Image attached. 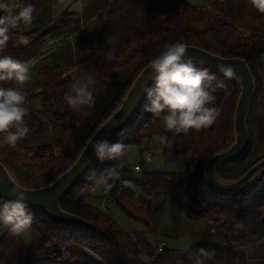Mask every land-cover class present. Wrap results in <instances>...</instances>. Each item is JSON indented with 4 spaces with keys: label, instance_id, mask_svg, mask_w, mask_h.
Segmentation results:
<instances>
[{
    "label": "trees",
    "instance_id": "1",
    "mask_svg": "<svg viewBox=\"0 0 264 264\" xmlns=\"http://www.w3.org/2000/svg\"><path fill=\"white\" fill-rule=\"evenodd\" d=\"M9 2L35 6L33 27L24 32L30 44L17 46L14 32L4 53L28 63L34 82L25 85L26 95L29 88L37 90L30 93L25 117L29 134L15 148H0V160L24 188L47 187L75 164L166 41L180 40L222 58L247 62L256 83L247 119L250 146L243 158L221 166L218 174L224 180L236 181L264 159V14L248 0H215L207 6L190 5L188 0H99L101 7L93 17L95 26L86 37L81 32L85 21H80L77 13L54 17L52 0ZM0 15L4 13L0 11ZM68 31L76 41H84V63L91 64L94 79L103 90L102 101L85 115L70 108L64 99L75 83L65 72L71 60L60 63L58 54L63 48L53 47L58 41L66 43ZM210 70L216 79L209 91L221 109L211 127L187 134L166 132L161 120L146 111L149 101L145 96L133 120L109 141L126 145L122 160L97 159L62 200V209L82 221L63 223L48 212L31 210L32 222L26 230L32 244H26L23 233L12 235L4 230L0 264H143L138 258L141 253L152 257L151 264H171L179 251L162 241L154 244L147 237L155 230L154 217L161 211L168 189L181 198L189 216L205 220L227 247L260 249L264 260V173L238 193L220 192L206 179L209 160L232 145L241 93L235 79ZM0 87L19 86L4 81ZM36 101L40 108L34 106ZM39 136H50V141L35 145ZM156 137L165 138V158L177 161L188 157V167L185 173L148 172L142 163L136 177H125L121 172L122 179L131 181L133 187L116 181L107 199L125 217L143 226V232L132 233L110 209L103 210L91 202L105 199L95 194L103 181V170L117 163L122 165L130 147H138L145 154L144 141L151 142ZM4 202L0 197V208ZM162 244L164 248L159 251Z\"/></svg>",
    "mask_w": 264,
    "mask_h": 264
},
{
    "label": "clouds",
    "instance_id": "2",
    "mask_svg": "<svg viewBox=\"0 0 264 264\" xmlns=\"http://www.w3.org/2000/svg\"><path fill=\"white\" fill-rule=\"evenodd\" d=\"M259 13L264 14V0H248ZM0 82H14L19 87H0V148H15L30 132L25 122L29 113L28 97L24 86L32 82L30 67L4 53L8 49L13 33L17 35V46H28L30 37L24 32L35 19V6L32 4H13L9 0H0ZM188 45L180 40L166 41L162 51L149 62L153 86L143 89L149 104L146 111L159 118L166 132L175 135L187 134L190 130L199 131L211 127L221 114L215 105L216 97L209 88L216 79L208 67H197L193 57L188 56ZM201 65L203 62H200ZM218 71L227 79L236 78L231 65H218ZM94 79L74 83L64 96L67 105L73 110L95 104ZM94 155L100 161L120 162L125 156L126 145L121 142L109 143L100 138L91 142ZM108 190L116 181L126 187H133L131 181L122 179L121 165L117 163L100 174ZM111 181V183H109ZM13 199L4 202L0 208V224L12 235H20L32 222L27 192L20 184L13 183L8 190ZM236 227H242L237 224ZM187 251V250H186ZM191 255V253H190ZM214 250L200 248L196 250L194 264H205L213 259ZM143 264H151L152 257L146 253L139 255Z\"/></svg>",
    "mask_w": 264,
    "mask_h": 264
},
{
    "label": "rangeland",
    "instance_id": "3",
    "mask_svg": "<svg viewBox=\"0 0 264 264\" xmlns=\"http://www.w3.org/2000/svg\"><path fill=\"white\" fill-rule=\"evenodd\" d=\"M213 1L215 0H188V4L195 6H207ZM52 4L54 17H60L66 13H77L80 16V21H85L81 24V32L84 37H86L93 30L95 26L93 17H95L101 7L99 0H52ZM32 27L33 24L26 30H31ZM70 34L71 33L68 31L66 35L68 39L64 45L60 43V41L53 45L55 49L63 48L58 54L59 62L63 64L65 60H71V64L66 67L65 72L68 77L74 79L75 83L86 81L88 78L94 79L91 64L84 63L83 60L85 56L83 46L84 41H76L73 35L70 36ZM65 56L66 59L64 58ZM94 81L95 83L91 86V88L94 90V105H97L103 99V90L102 86L98 84L95 79ZM33 82L34 80L32 77L31 84ZM237 83L240 86L241 92V85L238 81ZM24 89H26V86H24ZM30 89L31 88L27 89L28 103L30 100V93L37 91L35 89ZM34 106L36 108H40V102L36 101ZM91 107L82 106L79 108V112L85 115ZM37 138L38 139L35 141V145L50 141V136H39ZM160 140H162L163 143L165 138L156 137V139L153 138L151 142L146 140L143 143V150H145L144 153L146 154V152L151 150L154 154L151 163H146L144 159L145 154L141 153L140 148L135 146L130 147L127 151L126 160L122 165V169L124 168V170H128L123 171V175L125 177L138 176L139 174L129 170L134 168V165L137 163H144L148 172L159 171L166 173H185L188 167V157L173 161L165 158L162 153L160 155H157L158 153H156L155 155V150H161V145H164V143H160ZM105 187V183L102 181L95 190L97 197L103 196ZM91 203L103 210L110 209L111 213L127 231L132 233H140L144 231L142 225L129 220L114 206H111L109 203L105 204L102 199L94 200ZM154 221L155 230L149 233L147 237L154 244L162 241L165 242L170 249L179 251L177 257L171 264H194L196 250L200 248L214 250L216 253L215 257L213 259L206 260L205 264H264L262 250L231 249L222 243L215 236L213 230L208 228L205 220L195 219L188 215L186 209L184 208V202L171 189H168L165 192L162 198L161 211L156 214ZM4 230L6 229L2 224H0V238L4 233ZM23 236L26 244L30 246L32 244L30 233L25 230L23 232Z\"/></svg>",
    "mask_w": 264,
    "mask_h": 264
},
{
    "label": "water",
    "instance_id": "4",
    "mask_svg": "<svg viewBox=\"0 0 264 264\" xmlns=\"http://www.w3.org/2000/svg\"><path fill=\"white\" fill-rule=\"evenodd\" d=\"M188 56L193 57L196 64L208 67L216 72L218 65H231L236 72V81L241 85V93L238 100L235 115V139L232 145L224 152L212 157L206 167L205 174L209 185L220 192L238 193L249 187L264 173V159L253 166L242 178L236 181L222 179L218 170L221 166L231 164L243 158L250 146V133L247 119L256 95V83L252 72L245 60L227 59L213 55L203 49L188 46ZM220 73V72H219ZM151 70L149 65L138 76L120 108L108 118L97 130L91 140L83 149L75 164L57 180L41 189H27L28 203L31 210L48 212L54 218L63 223L81 222V218L65 212L61 207L62 200L72 191L88 174L97 161L91 142L100 138L108 142L121 130H123L136 116L140 109L145 94L143 89L150 87L149 80ZM13 183L19 184L11 174L7 166L0 160V197L11 200L8 194Z\"/></svg>",
    "mask_w": 264,
    "mask_h": 264
},
{
    "label": "built area",
    "instance_id": "5",
    "mask_svg": "<svg viewBox=\"0 0 264 264\" xmlns=\"http://www.w3.org/2000/svg\"><path fill=\"white\" fill-rule=\"evenodd\" d=\"M153 157H154L153 152H148V153L145 154L144 159H145L146 163H151ZM141 171H142V164H138V165L134 166V168H133V172H134V173L140 174ZM110 190H111V189H110ZM110 190H108V189L105 187V189H104V191H103V195L105 196V199H103V201L105 202V204L108 203L107 196L109 195ZM163 248H164V244L160 245V246H159V251H162Z\"/></svg>",
    "mask_w": 264,
    "mask_h": 264
},
{
    "label": "crops",
    "instance_id": "6",
    "mask_svg": "<svg viewBox=\"0 0 264 264\" xmlns=\"http://www.w3.org/2000/svg\"><path fill=\"white\" fill-rule=\"evenodd\" d=\"M155 139H156V138H155ZM159 139H160V138H159ZM160 143L163 144L164 141H163V143H162V140H160ZM161 147H162L161 150H155V152H154L155 155H156V153H158L157 155H160L161 153L164 155V153H163V146L161 145ZM148 152H152V151L149 150ZM148 152H146V153H148ZM123 164H124V163H123ZM123 164H122V165H123ZM138 164H141V163H137V164H135L134 166H136V165H138ZM122 165H121V172L124 173L123 171H127L128 169H125V170H124V168L122 169ZM132 169H133V168H132ZM132 169H129V170L133 171ZM166 245H167V244H166Z\"/></svg>",
    "mask_w": 264,
    "mask_h": 264
}]
</instances>
